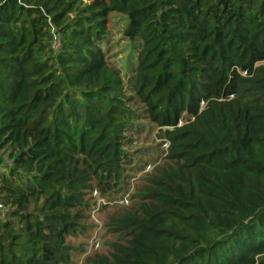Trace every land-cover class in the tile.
I'll use <instances>...</instances> for the list:
<instances>
[{
    "label": "trees",
    "instance_id": "trees-1",
    "mask_svg": "<svg viewBox=\"0 0 264 264\" xmlns=\"http://www.w3.org/2000/svg\"><path fill=\"white\" fill-rule=\"evenodd\" d=\"M140 120L165 163L91 264H264V0H0V264L68 262L90 191L142 167Z\"/></svg>",
    "mask_w": 264,
    "mask_h": 264
},
{
    "label": "rangeland",
    "instance_id": "rangeland-1",
    "mask_svg": "<svg viewBox=\"0 0 264 264\" xmlns=\"http://www.w3.org/2000/svg\"><path fill=\"white\" fill-rule=\"evenodd\" d=\"M126 23L124 16L111 14L105 43L109 61L115 64L121 73L127 72L128 64L134 58L136 51V44L129 42L123 35ZM139 122L144 124V130L141 134H131V142L126 147V151L128 155L134 153L135 156L143 152L142 167L134 172H128L130 176L118 191L106 196L100 195L101 197L98 193H93V189L96 188L90 191L88 198L91 206L88 213L87 210L84 211L82 214L84 219L80 221L83 226L82 232L67 238L68 262L64 264H91L95 255H109L112 251V244L123 241V233L115 228L113 218L118 214H123L137 203L141 186L145 180L149 179L157 167L165 163L160 145L165 139L158 136L160 130L145 120ZM123 199L124 202H121ZM106 202L109 204H105ZM5 211L4 208L3 212ZM94 240L98 242L93 246L92 241Z\"/></svg>",
    "mask_w": 264,
    "mask_h": 264
},
{
    "label": "built area",
    "instance_id": "built-area-1",
    "mask_svg": "<svg viewBox=\"0 0 264 264\" xmlns=\"http://www.w3.org/2000/svg\"><path fill=\"white\" fill-rule=\"evenodd\" d=\"M201 106H203L204 105V103H201L200 104ZM193 118H191V120H192ZM178 125H182V122H179L178 123ZM168 147H169V143H168V141H166V140H163L162 141V152H163V157L167 154V149H168ZM93 193H95V194H97V191H93ZM100 196V195H99ZM101 197V196H100ZM121 202H124V199L121 201ZM105 204H109L108 202H106ZM0 209L3 211L4 210V207L0 204ZM97 242L98 241H96V240H94V241H92V245L94 246L95 244H97Z\"/></svg>",
    "mask_w": 264,
    "mask_h": 264
},
{
    "label": "clouds",
    "instance_id": "clouds-1",
    "mask_svg": "<svg viewBox=\"0 0 264 264\" xmlns=\"http://www.w3.org/2000/svg\"><path fill=\"white\" fill-rule=\"evenodd\" d=\"M242 74L244 75V73H242ZM202 103H203V102H202ZM200 104H201V103H200ZM203 106H204V105H203ZM203 106L200 105V108H202ZM190 120H191V119H190ZM192 120H193V119H192ZM180 122H182V124L184 123V121H182V120H181ZM178 123H179V122H178ZM178 126H181V125H178Z\"/></svg>",
    "mask_w": 264,
    "mask_h": 264
}]
</instances>
